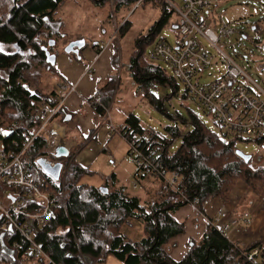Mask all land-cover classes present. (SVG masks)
<instances>
[{
    "label": "trees",
    "instance_id": "trees-1",
    "mask_svg": "<svg viewBox=\"0 0 264 264\" xmlns=\"http://www.w3.org/2000/svg\"><path fill=\"white\" fill-rule=\"evenodd\" d=\"M90 1L95 4L103 0ZM114 1L110 16L114 12H128L138 0ZM147 1L153 7L160 4V17L146 35L135 39L125 64L126 74L139 100L146 101L169 121L160 128L146 127L136 113L125 111L122 122L112 125V135L118 133L128 140L135 138L142 151L140 163L133 169L139 191L132 193L114 172L104 178L102 184L86 182L85 178L96 172L78 164L71 158L72 154L65 157L67 170L62 182L56 184L32 163L35 157L46 154L45 137L37 136L23 160L35 179L43 177L50 184L59 206L37 230L36 242L55 264H99L108 255L123 264H264L261 258L249 257L253 248L264 250L263 238L240 249L208 222L199 239L188 241L180 259L170 254L169 250L175 246L173 240L185 230V220L175 217L182 206L190 205L193 209L191 203H195L200 210L206 199L226 201L236 184L243 182L252 197L249 199L259 197L260 208L264 210V166L253 168L251 159L246 162L235 152L237 141L254 139L260 145L264 142V133L254 138H227L224 133L211 129L184 104L187 116L178 110L169 114L165 101H171L180 91L179 83L165 66L151 60L145 53V45L163 26L174 29L176 20L170 22L173 11L164 1L144 0L141 5ZM63 2L0 0V124L6 129L17 122L15 128L0 132L6 147L20 149L25 138L23 132L30 134L39 124L30 100L49 98L54 93L45 95L41 89L43 74H56L55 64L46 62L44 47L59 54L56 50L52 52L48 43L54 39L57 45L56 36H62L58 28L60 22L54 20V15ZM252 25L257 31L258 24ZM92 45L100 47L98 42ZM115 52L113 49L111 54L114 70L101 80L95 94L89 98L99 117H105L121 80L116 73L119 58ZM166 87L170 92L158 96ZM181 95L184 99L188 97L185 91ZM87 137L78 143V148L83 147ZM177 139L180 142L176 146ZM13 140L18 142L17 147L10 144ZM161 169L167 174L177 173L175 188L159 174ZM103 188L107 191L103 192ZM28 258L45 264L42 257L32 258L28 243L18 232L5 231L0 235V262L26 264Z\"/></svg>",
    "mask_w": 264,
    "mask_h": 264
},
{
    "label": "built area",
    "instance_id": "built-area-1",
    "mask_svg": "<svg viewBox=\"0 0 264 264\" xmlns=\"http://www.w3.org/2000/svg\"><path fill=\"white\" fill-rule=\"evenodd\" d=\"M144 0H138L133 6L136 9ZM176 14V37L172 45L165 36L159 37L154 42L147 55L151 60H162L170 68V73L182 84L183 90L189 98L194 99L203 109L209 113L220 132L228 138H254L264 133V90L257 84L245 70L228 54H226L217 43L221 38H231L237 31L234 25L221 22L218 32L215 33L209 26L206 17L212 14L217 0H162ZM264 15V0L260 11ZM214 21V16H211ZM115 29L113 35L117 34ZM110 40L104 45L108 46ZM206 44V46L204 45ZM208 46L214 47L221 56L220 60L226 65V71L215 80L203 84L197 81V76L203 70L215 63L216 56L208 50ZM96 46L94 49H97ZM263 49V46H262ZM99 50V48H98ZM264 50V49H263ZM256 71L264 75V59L256 65ZM54 93L49 98H32L30 105L36 108L39 124L30 134L23 132L24 141L20 149H14L3 145L0 138V235L7 230L18 232L28 243L29 254L32 257H42L47 264H55L40 248L36 242V229L40 228L52 214L53 209L58 207L57 194L43 177L35 179L34 173L26 166L23 157L24 147L28 146L41 134L46 140V154L35 157L33 165L45 174L37 163L39 157L45 158L51 165L58 160L62 163L59 174L61 181L62 173L67 169L65 158L55 157L56 147L63 145L72 154L74 159L77 152V142L63 139L65 134L55 122L62 111L66 98L76 91V83L57 79L54 83ZM110 108L106 109L105 117L108 118ZM0 124V132L3 129ZM108 136L112 135L113 127L108 125ZM127 140V155H129L133 166L140 163L142 151L135 138ZM13 146L18 142L13 140ZM32 144V143H31ZM68 155V156H69ZM108 163L113 160L108 158ZM171 188L177 185V173H166L161 169L158 171ZM133 187H136L134 183ZM53 190V191H52ZM209 199L202 203L198 213L205 222L210 223L219 232L226 234L234 227L251 224V215L244 211L238 215L229 214L224 208L219 207L213 217L204 213V208ZM194 207L195 203H191ZM203 209V210H202ZM240 249L247 245L233 242ZM15 247L18 244L15 243ZM249 257L264 260V250L253 248ZM2 264V263H1Z\"/></svg>",
    "mask_w": 264,
    "mask_h": 264
},
{
    "label": "rangeland",
    "instance_id": "rangeland-1",
    "mask_svg": "<svg viewBox=\"0 0 264 264\" xmlns=\"http://www.w3.org/2000/svg\"><path fill=\"white\" fill-rule=\"evenodd\" d=\"M114 2V0H103L102 3L94 4V2L90 0H64L54 15V20L60 22L58 28L62 36H56L57 45L51 46L53 48L52 52H55V50L59 52L57 56L64 53L65 51L62 50L61 47L74 38H85L87 41V48L93 47L92 43L94 40L101 42L102 39L105 41L112 39L110 40L109 47L112 49V52L113 49H116L115 54L117 53L119 58L116 73L121 76V80L119 85H117L118 91L115 92L112 102L110 110L111 118L108 120L105 119L104 125L112 126L120 124L122 122L121 118L123 113L125 115V111H132L139 116L144 126L160 128L162 125L167 124L169 121L168 117L154 110L146 101L139 100L134 94V87L126 74L125 68V64L134 48L135 39L139 36L142 37L146 35L151 26L160 17V4L158 7H153L152 3L147 1L136 9L132 8L128 12H114L113 15L110 16L113 8L112 4H114ZM262 3L263 0H217L212 14L207 16L206 20L215 33L218 32V26L221 22L234 25L237 32L233 34L231 38H221L217 45L226 54L231 56L264 90V75L256 71V65L264 59V50L262 49L264 43V15L260 13ZM238 14L244 15L239 19ZM211 16H214V21L211 19ZM175 20L176 14L171 12L170 22H174ZM125 21L126 25L122 32H119V36L117 37L118 31ZM252 23L258 24L257 31L251 29ZM115 29H118V31L114 36L113 32ZM155 36V38H152V40L145 45L146 54L151 50L154 42L159 37L165 36L173 45L176 37V29L174 30L170 26L165 25ZM204 45L206 46L205 43ZM95 50H98V47ZM208 50L216 56V64L213 63L206 67L203 72L196 77L197 81L203 84H207L219 78L226 71V65L221 62V56L216 52L215 48L208 46ZM83 51L84 49L81 52ZM68 55L73 59L72 54ZM155 62L165 66L170 72V68L164 61L155 60ZM56 78L57 74L55 76L50 75L49 72L43 74L41 80L43 94L48 95L54 90ZM179 90L176 95L171 97V101H165V108L169 111V114L173 115L174 112L178 110L183 115L187 116L184 107H182V104H184L197 114L211 129L219 133L220 131L209 113H207L194 99L189 97L185 99L182 98L181 94L184 90L180 83ZM169 92L170 89L168 87L163 88L158 92V96L161 97L163 94ZM179 142L180 140L177 139L175 145L177 146ZM236 147V149H240L244 153H254L258 150L259 145L254 139H250L237 141ZM83 149H81L80 152L83 151ZM127 149L128 145L126 141L120 134L114 133L107 140L105 149H100L99 152L94 154L95 156L92 160L91 168L96 173L86 177V182L98 185L100 183L102 184L103 179L109 177V175L114 172L121 184L127 185L132 193H137L139 191V185L137 189V186L133 187L134 166L129 155L126 153ZM108 158L113 160V164H108ZM62 174L61 180L65 172ZM193 208L198 211L197 206ZM185 234L186 230H184L181 235L185 236ZM178 247L179 246H177L175 250L178 249ZM39 258L40 257H38V259ZM25 263L37 264V261L28 258V260L25 259Z\"/></svg>",
    "mask_w": 264,
    "mask_h": 264
},
{
    "label": "crops",
    "instance_id": "crops-1",
    "mask_svg": "<svg viewBox=\"0 0 264 264\" xmlns=\"http://www.w3.org/2000/svg\"><path fill=\"white\" fill-rule=\"evenodd\" d=\"M242 15L244 14H238L239 19ZM109 40L111 39L107 41ZM107 41L104 39L101 42L94 40V42L101 44L98 47L99 50H95L93 45L92 48H87L86 45L82 48L84 49L83 52L79 51L78 57L72 52H64L58 55L55 61L56 80L63 79L76 83V91L66 98L62 106L63 109L55 119V122L64 131V139L77 142V152L74 160L83 167H91L94 154L99 152L100 149H105L107 140L111 137L107 134L108 125H104L106 118L99 117L89 101V98L95 94L101 80L114 70L111 63L112 49L109 47L110 43L108 46L104 45ZM68 54H72L73 59ZM56 74L52 75L55 76ZM111 106L109 110H111ZM110 115L111 113L108 116L109 119L111 118ZM64 116L70 117L66 121ZM85 137L87 139L84 141L83 147L78 148V143ZM81 149L83 151L80 152ZM249 154H251V166L253 168L260 165L264 166V142L259 145L256 152ZM249 198L252 197H249L246 186L240 182L231 192L228 200L223 201L218 198H211L204 208V213L208 217H213L219 207L224 208L229 214L240 215L244 211H248L252 218L251 224L247 227L243 225L234 227L226 234L228 240L241 245H248L260 238L264 239V210L260 208L261 200L259 197ZM175 217L178 220H185L186 230L185 236L180 235L173 240L175 246L169 250L171 256L178 260L183 256L188 241L190 239H199L206 222L190 205L182 206L175 214ZM177 246L179 247L175 250ZM99 264L123 263L114 256L108 255L104 262Z\"/></svg>",
    "mask_w": 264,
    "mask_h": 264
},
{
    "label": "water",
    "instance_id": "water-1",
    "mask_svg": "<svg viewBox=\"0 0 264 264\" xmlns=\"http://www.w3.org/2000/svg\"><path fill=\"white\" fill-rule=\"evenodd\" d=\"M176 29V26L173 27ZM55 43L53 39L49 40V46H52ZM86 46V40L85 38H77L74 40H71L65 47L64 51L65 53H74L77 55L79 54V51ZM263 49H264V43H263ZM56 61V55L53 53H50L48 50H46V62L53 65ZM70 116H64V120H68ZM236 154L239 155L244 161H249L251 159V154L244 153L240 149L235 150ZM69 155L68 150L63 145H58L56 147L55 151V157L58 159L67 157ZM37 163L40 165L41 169L45 174H47L49 177H51L53 180L57 181L59 180V174L62 168V163L60 160L56 161L54 165H51L49 161H47L43 157H39L37 159ZM107 188H103V192H106Z\"/></svg>",
    "mask_w": 264,
    "mask_h": 264
},
{
    "label": "bare ground",
    "instance_id": "bare-ground-1",
    "mask_svg": "<svg viewBox=\"0 0 264 264\" xmlns=\"http://www.w3.org/2000/svg\"><path fill=\"white\" fill-rule=\"evenodd\" d=\"M53 40H54V39H53ZM54 41H55V40H54ZM54 44H55V43H54ZM54 44H53V45H54ZM53 45H52V46H53ZM48 47H51V46H49V44H48ZM44 49H45V55H46V50H48V49L45 48V47H44ZM48 51H49V50H48ZM49 52H50V51H49ZM50 53H51V52H50ZM53 54H54V53H53ZM35 110H36V108H35ZM36 118H38L37 115H36ZM16 125H17V122H14V123H13V126H11V128H15ZM4 127H5V126H4ZM8 128H9V129L6 130L7 132H8L9 130H11L10 127H8ZM40 136H41V135H40ZM30 142L33 143L34 140L31 138V139H30ZM31 143H30L28 146L24 147V150H25V152H26V153H25L26 156H27V151H28V149H29L30 146H31ZM57 200H58V197H57ZM58 202H59V200H58ZM58 206H59V205H58ZM56 208H57V207H56ZM56 208H55V209H56ZM55 209H53V211H54ZM195 210H196V209H195ZM53 211H52V213H53ZM196 211H197V210H196ZM51 216H52V214H51ZM51 216H50V218H51ZM50 218H49V219H50ZM49 219H48V220H49ZM48 220H46V221H48ZM46 221H45V222H46ZM45 222H44V223H45ZM42 226H43V225H42ZM42 226H41V227H42ZM41 227H40V228H41ZM38 229H39V228H38ZM38 229H36V232H37ZM7 231H9V232H13V231L10 230V229L7 230ZM32 258H38V257H32ZM1 263H2V264H5L3 261H1L0 264H1ZM45 264H47L46 260H45Z\"/></svg>",
    "mask_w": 264,
    "mask_h": 264
},
{
    "label": "flooded vegetation",
    "instance_id": "flooded-vegetation-1",
    "mask_svg": "<svg viewBox=\"0 0 264 264\" xmlns=\"http://www.w3.org/2000/svg\"><path fill=\"white\" fill-rule=\"evenodd\" d=\"M251 27H252V30H254V26L251 25ZM74 39H77V38H74ZM70 41H71V40H69L68 42H66V44H64L63 47H61V49L64 50V47H65ZM82 50H83V49H82ZM82 50H80V52H81ZM55 55H56V57H57V54H56V53H55Z\"/></svg>",
    "mask_w": 264,
    "mask_h": 264
}]
</instances>
